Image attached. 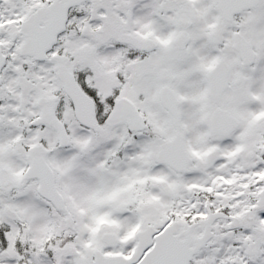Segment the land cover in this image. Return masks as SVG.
I'll list each match as a JSON object with an SVG mask.
<instances>
[{
	"label": "snow or ice",
	"instance_id": "6c2138e0",
	"mask_svg": "<svg viewBox=\"0 0 264 264\" xmlns=\"http://www.w3.org/2000/svg\"><path fill=\"white\" fill-rule=\"evenodd\" d=\"M0 264H264V0H0Z\"/></svg>",
	"mask_w": 264,
	"mask_h": 264
}]
</instances>
